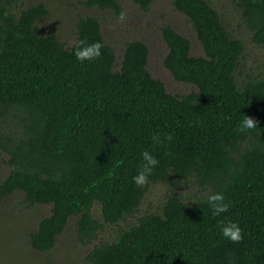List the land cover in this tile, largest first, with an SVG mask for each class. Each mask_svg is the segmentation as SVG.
<instances>
[{
  "label": "trees",
  "instance_id": "16d2710c",
  "mask_svg": "<svg viewBox=\"0 0 264 264\" xmlns=\"http://www.w3.org/2000/svg\"><path fill=\"white\" fill-rule=\"evenodd\" d=\"M147 10L154 0H132ZM87 8L122 11L118 0H84ZM190 22L203 56L172 26L160 27L164 66L174 79L196 87L170 94L147 69L148 48L126 41L117 60L95 16H78L76 42L64 44L37 28L43 3L18 14L0 8V157L9 173L0 202L20 191L27 207L50 205L29 233L37 251H48L77 218V239L88 244L104 224L137 211L153 182L192 178L203 190L192 198L171 191L159 213L148 212L110 241L87 252V264H264V68L239 80L242 41L208 0H172ZM252 40L264 45V0H238ZM100 41L101 56L80 62L78 41ZM258 121L238 132L241 116ZM159 135L160 143L153 141ZM171 135L169 141L167 137ZM149 151L159 163L148 182L132 177ZM223 193L229 210L213 216L209 195ZM94 204L100 216H93ZM239 224L238 243L222 235Z\"/></svg>",
  "mask_w": 264,
  "mask_h": 264
},
{
  "label": "rangeland",
  "instance_id": "374dc122",
  "mask_svg": "<svg viewBox=\"0 0 264 264\" xmlns=\"http://www.w3.org/2000/svg\"><path fill=\"white\" fill-rule=\"evenodd\" d=\"M84 0H0V8L6 7L14 14L31 4L43 3L48 14L39 19L37 28L44 32L53 31L67 46L76 42V19L78 16H95L101 23L104 42L111 45L119 60L126 41L139 39L148 48L147 69L153 77L160 79L166 90L181 96L197 90L195 86L174 79L164 66L163 58L167 46L160 34L163 25L172 26L179 34L190 40V52L203 56V49L186 17L176 11L172 0H154L147 10H141L132 0H118L126 14L123 23L110 11L87 8ZM221 15L226 27L239 38L243 44V55L239 66V80L245 75L256 74L264 68V45L255 43L251 32L241 20L237 7L238 0H208ZM7 155L0 157V182L9 173ZM171 191L179 192L183 197L192 198L203 192L196 182L188 180L149 183L137 211L127 215L115 224H104L98 236L91 243L83 244L77 239V218L68 221L64 232L56 244L48 251H37L29 242V233L37 228L41 217L49 214L50 205L37 204L27 207L23 203V193L13 192L0 202V264H87L84 260L93 244L99 240L110 241L118 228H127L135 223L141 215L148 212L159 213L166 196ZM91 212L98 219L100 207L94 204Z\"/></svg>",
  "mask_w": 264,
  "mask_h": 264
},
{
  "label": "clouds",
  "instance_id": "9594fccd",
  "mask_svg": "<svg viewBox=\"0 0 264 264\" xmlns=\"http://www.w3.org/2000/svg\"><path fill=\"white\" fill-rule=\"evenodd\" d=\"M126 20V14L121 11L117 16V21L123 23ZM103 44L100 41L93 42L88 44L87 40L78 41L77 47L74 50L73 54L76 59L80 62L85 60L92 61L101 56V48ZM258 121L254 118L247 115L241 116L240 125L237 128L238 132H245L256 128ZM153 141L160 143L159 135H154L152 137ZM171 141L172 137L169 135L167 137ZM142 164L135 176L132 177L133 183L137 187H142L148 182V177L152 174L153 168L159 163L158 159L153 156L149 151L145 150L141 153ZM207 202L212 209L213 216H219L221 213H226L229 210V203L225 202V197L223 193H214L209 195ZM222 235L233 243H238L243 239L242 229L239 227V224L233 221H227V226L221 227Z\"/></svg>",
  "mask_w": 264,
  "mask_h": 264
}]
</instances>
